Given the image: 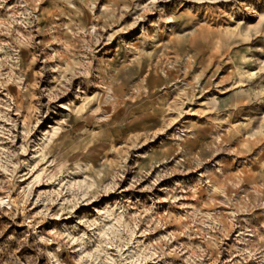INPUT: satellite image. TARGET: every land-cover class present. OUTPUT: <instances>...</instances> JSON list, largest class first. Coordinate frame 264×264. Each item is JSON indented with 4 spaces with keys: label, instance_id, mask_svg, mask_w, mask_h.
Returning <instances> with one entry per match:
<instances>
[{
    "label": "rangeland",
    "instance_id": "1",
    "mask_svg": "<svg viewBox=\"0 0 264 264\" xmlns=\"http://www.w3.org/2000/svg\"><path fill=\"white\" fill-rule=\"evenodd\" d=\"M0 264H264V0H0Z\"/></svg>",
    "mask_w": 264,
    "mask_h": 264
}]
</instances>
